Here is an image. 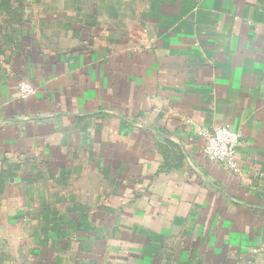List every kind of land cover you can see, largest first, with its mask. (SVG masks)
<instances>
[{
	"label": "crops",
	"instance_id": "obj_1",
	"mask_svg": "<svg viewBox=\"0 0 264 264\" xmlns=\"http://www.w3.org/2000/svg\"><path fill=\"white\" fill-rule=\"evenodd\" d=\"M4 260L264 264V0H0Z\"/></svg>",
	"mask_w": 264,
	"mask_h": 264
},
{
	"label": "built area",
	"instance_id": "obj_2",
	"mask_svg": "<svg viewBox=\"0 0 264 264\" xmlns=\"http://www.w3.org/2000/svg\"><path fill=\"white\" fill-rule=\"evenodd\" d=\"M31 84L26 80H20L18 93L21 97H27L33 93ZM202 140V155L210 162L220 163L227 170L236 173L239 169L237 144L240 134L231 130L226 125L199 130Z\"/></svg>",
	"mask_w": 264,
	"mask_h": 264
},
{
	"label": "rangeland",
	"instance_id": "obj_3",
	"mask_svg": "<svg viewBox=\"0 0 264 264\" xmlns=\"http://www.w3.org/2000/svg\"><path fill=\"white\" fill-rule=\"evenodd\" d=\"M6 262H7V260H6ZM3 264H5V260H4V263Z\"/></svg>",
	"mask_w": 264,
	"mask_h": 264
}]
</instances>
